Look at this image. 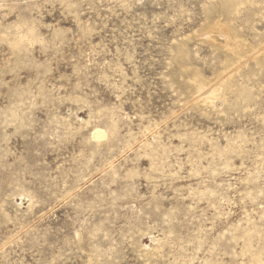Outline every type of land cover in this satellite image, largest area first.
<instances>
[{
	"label": "rangeland",
	"instance_id": "rangeland-1",
	"mask_svg": "<svg viewBox=\"0 0 264 264\" xmlns=\"http://www.w3.org/2000/svg\"><path fill=\"white\" fill-rule=\"evenodd\" d=\"M0 264H264V0H0Z\"/></svg>",
	"mask_w": 264,
	"mask_h": 264
},
{
	"label": "bare ground",
	"instance_id": "bare-ground-1",
	"mask_svg": "<svg viewBox=\"0 0 264 264\" xmlns=\"http://www.w3.org/2000/svg\"><path fill=\"white\" fill-rule=\"evenodd\" d=\"M199 76H201V75H199ZM202 79V81H204L205 82V80H203V78H201ZM201 80H198L197 79V81L195 82V84H196V87L197 88H200L201 86H202V84H201V82H202ZM207 83V82H206ZM204 85H205V83H204ZM207 86V85H206ZM219 89V88H218ZM212 91V90H211ZM218 90H216V92H217ZM219 91H220V89H219ZM209 94H210V92H209ZM218 95H219V93H218ZM207 96V95H206ZM213 96H215L214 95V93L212 92L211 93V96L210 97H213ZM209 96L208 97H206L207 98V101L209 100L210 101V98ZM215 97H217V96H215ZM214 97V98H215ZM202 98V97H201ZM203 98H204V96H203ZM213 101V100H212ZM205 103V102H204ZM209 103V102H208ZM211 103V102H210ZM213 106V105H212ZM92 135H91V137L93 136L95 139H100V138H103L104 136H105V133H104V131L103 130H100L99 128H95L94 130H93V132L91 133Z\"/></svg>",
	"mask_w": 264,
	"mask_h": 264
}]
</instances>
